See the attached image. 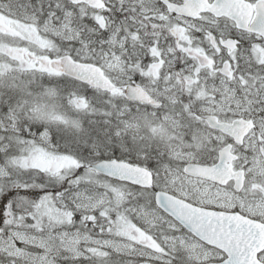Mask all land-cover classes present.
Wrapping results in <instances>:
<instances>
[{
    "label": "snow or ice",
    "instance_id": "obj_1",
    "mask_svg": "<svg viewBox=\"0 0 264 264\" xmlns=\"http://www.w3.org/2000/svg\"><path fill=\"white\" fill-rule=\"evenodd\" d=\"M0 264H264V0H0Z\"/></svg>",
    "mask_w": 264,
    "mask_h": 264
}]
</instances>
